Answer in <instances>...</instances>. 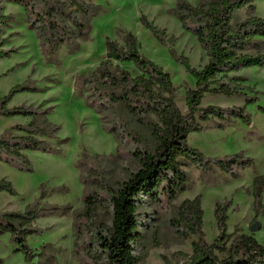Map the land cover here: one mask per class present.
Here are the masks:
<instances>
[{
    "label": "rangeland",
    "instance_id": "obj_1",
    "mask_svg": "<svg viewBox=\"0 0 264 264\" xmlns=\"http://www.w3.org/2000/svg\"><path fill=\"white\" fill-rule=\"evenodd\" d=\"M187 1L194 5L199 2ZM85 2L95 5L89 38H77L78 46L72 43L63 45L52 55L43 47L38 32L30 27L25 7L0 0V14L12 17L8 26L0 27V38L8 39L3 49L9 52L0 59V100L13 89L26 88V91L14 95L7 108L37 110L43 114L42 118L34 114H0V138L7 131L14 137L29 136L27 129L33 121L50 126L46 136H36L44 142V147L23 151L31 170L23 171L17 165L0 160V183H10L14 191H0V212L23 213L31 206L37 207L39 214L32 228L35 232L27 237L28 252L15 251L17 245L11 233L0 236L1 264H81L83 255H77L75 248V226L77 215L84 209V197L94 191L105 196V189L100 186L116 189L140 167L135 156L137 146L121 134L116 137L115 132H111L113 125L119 126L120 119L125 118L130 130L139 132L145 143L152 142L150 131L139 127L122 107L116 108L117 124H113L110 115L106 114L109 111L98 113L88 100V93L78 89L79 79L89 76L106 58L108 39L124 46V35L132 33L139 42L140 53L170 74L176 91L175 101L183 114L188 113L186 92L195 88V80L174 58L172 50L178 56L188 58L195 69L200 70L208 63V57L196 38L183 29L171 12L177 0ZM254 5V15L264 18V0H255ZM143 15L165 32L167 41L174 38L175 44H160L141 23ZM247 17L246 9H242L233 24ZM68 25L72 30L70 22ZM257 40L263 43L264 50V36ZM120 65L135 76L141 74L131 63ZM233 76L247 79L246 85L253 90L246 93L257 98L254 103L246 104L244 96L208 93L201 106L245 107V115L249 114L251 118L250 124L238 115L232 116L228 122L214 118L204 124L202 131L191 133L187 142L208 159L242 156L244 160H253L254 165L240 168L238 177H233L217 167L211 171L201 170L187 163L184 170L189 176V188L176 200L167 202L162 199L155 203L145 197L139 210L138 264H186L197 237L184 236L182 227L172 225V220L185 200L199 195L204 210V239L208 244H213L219 235L215 217L217 203H230L227 209L228 233L239 228L244 233L253 234L260 243L264 242V209L256 216L252 195L254 177L264 175V66L229 74L226 81ZM149 119L156 121L154 116ZM85 155L93 156L92 161ZM262 202L264 205V195ZM256 221L262 226L253 233L250 227Z\"/></svg>",
    "mask_w": 264,
    "mask_h": 264
},
{
    "label": "trees",
    "instance_id": "obj_2",
    "mask_svg": "<svg viewBox=\"0 0 264 264\" xmlns=\"http://www.w3.org/2000/svg\"><path fill=\"white\" fill-rule=\"evenodd\" d=\"M9 1L25 7L30 27L38 32L43 47L48 48L52 55L63 45L72 43L78 46L77 38H89L94 3L88 4L85 0ZM254 2L199 0L194 5L187 0H177L176 7L171 11L173 16L185 31L196 38L208 57V63L198 70L191 66L188 58L178 56L172 50L174 58L195 80V88L186 92L187 114H183L176 104V91L170 74L140 53L139 42L130 32L123 37L124 46L108 39L106 58L89 76L79 79L78 89L88 93V100L98 113L108 110L106 114L110 115L109 119L117 124L116 108L122 107L139 127L150 131L152 139L151 143H145L139 132L128 128L125 118L120 119L119 126L113 125L111 132H115L116 137L121 134L137 146L135 156L140 167L116 189L100 186L105 189V196L94 191L84 197V209L77 215L75 226V248L77 255H83L81 264H138L140 259L137 250L141 236L139 210L144 198L149 197L155 203H160L162 199L167 202L176 200L189 188V176L184 170L187 163L201 170L211 171L217 167L233 177H238L237 171L240 168L254 165L253 160H244L242 156L208 159L187 142L191 133L202 131L204 124L214 118L228 122L232 116L238 115L250 124L251 118L249 114L245 115V107L204 108L201 104L208 93L226 97L244 96L246 104L257 100L247 95L246 92L253 89L246 85V78L233 76L229 82L226 81L229 74L245 68L264 66L263 43L257 40L259 36H264V18L254 15ZM242 9H246L248 17L234 25L233 20ZM11 20L10 15L0 14V27L8 26ZM141 23L160 44H175L174 38L167 41L165 32L145 15L141 17ZM7 41V38H0V59L9 54L3 49ZM121 63L133 64L141 74L133 75L128 69L122 68ZM220 76V80L216 81ZM215 85L217 87L214 88ZM26 90L13 89L0 100V114H34L42 118V111L7 108V103L16 93ZM151 116L156 121H151ZM29 128V136L14 137L7 131L0 138V160L17 165L23 171L31 170L24 149L44 147V142L36 136H46L50 126L33 121ZM85 157L92 161L93 156ZM2 190L14 192L11 184L6 181L0 183ZM252 195L254 212L259 216L264 209V175L254 177ZM229 206L230 203L216 205L219 235L213 244H208L204 239L201 195L185 200L177 208L172 225L182 227L186 237H197L186 264H264V242L260 243L253 234L244 233L239 228L232 234L228 233ZM38 215L37 207L31 206L23 213L0 212V236L11 233L17 245L15 251L28 252L27 237L35 232L32 228Z\"/></svg>",
    "mask_w": 264,
    "mask_h": 264
},
{
    "label": "water",
    "instance_id": "obj_3",
    "mask_svg": "<svg viewBox=\"0 0 264 264\" xmlns=\"http://www.w3.org/2000/svg\"><path fill=\"white\" fill-rule=\"evenodd\" d=\"M261 223L259 221H256L251 227H250V231L251 232H256L259 231L261 229Z\"/></svg>",
    "mask_w": 264,
    "mask_h": 264
}]
</instances>
